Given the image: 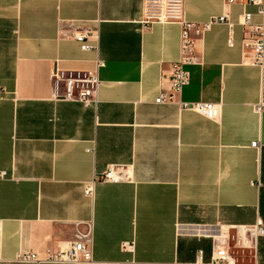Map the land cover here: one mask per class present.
Segmentation results:
<instances>
[{
    "label": "crops",
    "instance_id": "0c3cea01",
    "mask_svg": "<svg viewBox=\"0 0 264 264\" xmlns=\"http://www.w3.org/2000/svg\"><path fill=\"white\" fill-rule=\"evenodd\" d=\"M183 1L186 22L233 28L192 30L189 84L156 104L180 24L142 25V0H0V264H70L18 257L54 254L87 224L82 264H223V245L232 264H264V65L244 60L241 26L245 14L264 26V13L252 0ZM86 30L96 49L72 38ZM96 61L95 106L56 99L53 71L94 73ZM110 168L117 183L99 180Z\"/></svg>",
    "mask_w": 264,
    "mask_h": 264
},
{
    "label": "built area",
    "instance_id": "2783aa9c",
    "mask_svg": "<svg viewBox=\"0 0 264 264\" xmlns=\"http://www.w3.org/2000/svg\"><path fill=\"white\" fill-rule=\"evenodd\" d=\"M233 1V0H231ZM251 3L258 7L259 13H264V0H252ZM183 0H142V15L140 23L142 25H151L155 23L169 24L177 23L182 27L180 37V56L174 64L170 77V88L162 92L156 99V104L172 103L174 94L181 93L184 87L189 84V73L185 67L197 64V58L194 55V38L192 30L200 32L206 31L211 25L224 24L228 27L231 34L233 24L225 16L211 19L203 24H192L184 20ZM241 26L243 27L244 37V60L251 66L262 67L264 65V26L253 24L249 14L242 17ZM72 38L79 43L84 51L96 49L89 44L90 41H96L97 36L92 30L75 32ZM230 38L228 43H230ZM103 66V63L96 61V72L88 73L82 71H62L56 69L51 74V81L54 87L56 99L62 101L76 102L84 106H95L97 103L96 92L100 84L97 77V70ZM182 109H191L196 111L206 119H214L217 116L215 105L211 103H180ZM264 108L260 105L258 109ZM252 146H258L253 143ZM5 173L0 175L3 178ZM99 180L117 183L120 177L112 168L99 177ZM85 195L92 197L93 183L84 187ZM258 237L264 236V227L259 226L256 230ZM122 248L127 250L129 245L123 244ZM219 255L213 259L216 263L232 264L233 258L228 253V247L223 245L219 248ZM20 262H51V263H70L82 264L92 261V234L91 224H87L84 231H76L74 238L66 244V247L58 252L46 253L42 258L32 253H24L18 257Z\"/></svg>",
    "mask_w": 264,
    "mask_h": 264
},
{
    "label": "rangeland",
    "instance_id": "374dc122",
    "mask_svg": "<svg viewBox=\"0 0 264 264\" xmlns=\"http://www.w3.org/2000/svg\"><path fill=\"white\" fill-rule=\"evenodd\" d=\"M234 248L237 249V250H240V249H244V246L234 247Z\"/></svg>",
    "mask_w": 264,
    "mask_h": 264
}]
</instances>
